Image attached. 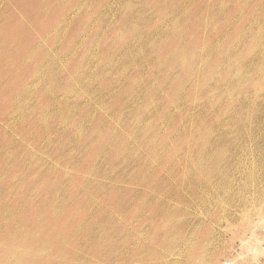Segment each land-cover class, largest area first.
I'll use <instances>...</instances> for the list:
<instances>
[{"label": "rangeland", "instance_id": "rangeland-1", "mask_svg": "<svg viewBox=\"0 0 264 264\" xmlns=\"http://www.w3.org/2000/svg\"><path fill=\"white\" fill-rule=\"evenodd\" d=\"M0 264H264V0H0Z\"/></svg>", "mask_w": 264, "mask_h": 264}, {"label": "bare ground", "instance_id": "bare-ground-1", "mask_svg": "<svg viewBox=\"0 0 264 264\" xmlns=\"http://www.w3.org/2000/svg\"><path fill=\"white\" fill-rule=\"evenodd\" d=\"M243 252V251H242Z\"/></svg>", "mask_w": 264, "mask_h": 264}]
</instances>
